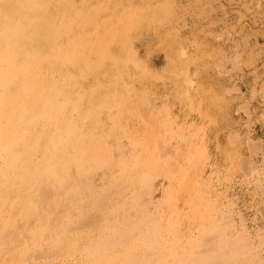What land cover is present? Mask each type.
Listing matches in <instances>:
<instances>
[{
	"label": "bare ground",
	"instance_id": "6f19581e",
	"mask_svg": "<svg viewBox=\"0 0 264 264\" xmlns=\"http://www.w3.org/2000/svg\"><path fill=\"white\" fill-rule=\"evenodd\" d=\"M219 1L224 5L218 10L222 20L228 18L230 14H234L237 18L236 24H230L231 32L226 34L225 31L228 30L223 31L227 35L224 38L225 44L227 41L231 43L234 41L233 36L236 30L239 29L236 26L243 25L244 22L246 24L247 22L244 20L257 19L256 15L258 16L259 13L255 14L252 10L254 6L250 10L247 9L245 0ZM252 1L249 0L250 4ZM222 3H219L220 6ZM168 4L169 0H78V2L77 0H0V264H70L69 262L75 264H256L254 261L257 257L260 258L255 252V246L248 238H245V228L239 236H234L233 232L238 227V222H234L232 214L223 208L224 204L222 205L221 201L217 200L219 197L222 200V197L227 194L226 190L230 188L231 183H234V177L232 180H226V178L224 180L223 177L218 179V181L226 182L221 189L208 186L209 189L212 187L215 191L214 195L211 194V189L207 188L204 194L193 191V196L188 195L192 189L179 192L177 197L181 195V202L178 199L180 203L184 205L185 202L191 200L195 204L190 202L191 204L180 206L178 202H170L172 209L170 214L168 212V216L163 217L164 225L158 222L151 223L153 221L148 223L140 221L134 223V227L131 228V224L128 226L127 211L124 213L117 211L114 218H109L106 212L103 213V210L99 213L87 212L83 207H81L80 213L84 220L74 225L75 222H72L68 211L60 207L62 204L60 206L56 204L55 200H58L59 197H55L52 185L54 177L57 176L56 161L54 160L56 155L54 156L53 151L56 148L54 147L55 143L60 140V152L66 154L70 152L71 141L78 143L82 137L87 136L88 138V133L83 130V127L81 129L80 125L81 123H84L83 126L87 124L84 120L85 114L89 116L87 117L89 124H95L90 120L89 105L95 100H103L101 99L102 95H107L106 89L110 84L106 82L107 80L105 81L106 74H108L107 76L111 75L114 68L116 70L124 69L122 67L125 65L121 64L136 56L133 43H136L135 40L141 33L148 31L154 35L157 41L161 42L173 33V28L179 26L177 23L175 26V21L169 18ZM197 4L201 8L205 7L202 0ZM244 6L246 13L241 14L239 9L243 10ZM213 13L215 14V12ZM261 15L264 17L263 13ZM204 20L206 21L205 18H202L200 22ZM255 22L253 23L255 24ZM176 31L180 30L176 29ZM239 34L241 33L239 32L237 35ZM234 42L236 43V41ZM228 44L226 45L228 46ZM193 46L195 49L200 47L196 44ZM236 46L238 45L236 44ZM236 48L234 47V49ZM181 50L183 51L182 55L190 52L186 48ZM241 52L243 53V51ZM235 63L237 62L235 61ZM144 67H146L145 64ZM85 70L88 75H92L91 78H89L90 75L88 76V87L84 85L85 83H79V77ZM102 76L105 78L103 79ZM236 77L238 78L237 75ZM128 80L130 79L128 78ZM84 86L88 90H93H90L92 91L91 95L87 96ZM262 90L264 91V89ZM105 102L106 98L103 103ZM261 105L262 103H260ZM80 116L83 118L81 117L82 122L78 124ZM125 116L127 115L125 114ZM126 119L129 120V118ZM97 123L99 124V121ZM171 123L173 124V122ZM171 123L169 124L170 129ZM92 125L91 128L94 126ZM128 129L130 128L128 127ZM174 135L175 133L171 136ZM193 140L184 141L186 146L184 149L176 146L177 156L181 155V151L186 148L192 149ZM87 141L89 142V140ZM98 144L95 143V147ZM86 145L84 143L81 146V152L85 157L94 156L97 153L95 147L94 150L87 151ZM157 145L160 146L157 148L159 152V149L163 148H161L162 145L158 143ZM167 147L161 154L163 163H167L166 168L169 165L170 169H174V164V171H179L181 174V172L187 171L188 167L193 166L192 161L174 163L175 156L170 150L171 148L167 149ZM99 149L98 152H100ZM255 151L251 149L250 153ZM158 152H154L155 158H159ZM260 153L256 152L253 155L258 156ZM207 157L208 160L210 157ZM243 157L241 159H244ZM234 158L236 157L234 156ZM211 159L212 162L208 164L211 173L208 177L210 180H214L213 171L216 169H218L217 173L223 171L221 166L217 165L219 163L215 161V157L212 156ZM260 162L261 164L253 160L248 161L247 167L244 168L245 171H242L246 181L243 179L241 181L247 182L248 185L255 181V186H257L255 191L264 189V159ZM224 166L226 175H228V171L230 174L235 173V165L227 163ZM227 168H233V170ZM206 171L203 169L198 175L196 174L200 184L205 182L203 174ZM170 173L174 174L175 172L171 171ZM182 176H179L180 179ZM188 176L190 175L188 174ZM171 179L174 180V178ZM180 183L182 182L180 181ZM228 193L230 194V192ZM65 204H63L64 207ZM143 206L146 207V205ZM77 214L79 215V213ZM150 214L152 213L150 212ZM183 239L184 241H182ZM237 249L245 250L239 252L240 259L237 258ZM227 251L235 254L228 256L226 255ZM257 263H260V260Z\"/></svg>",
	"mask_w": 264,
	"mask_h": 264
},
{
	"label": "rangeland",
	"instance_id": "374dc122",
	"mask_svg": "<svg viewBox=\"0 0 264 264\" xmlns=\"http://www.w3.org/2000/svg\"><path fill=\"white\" fill-rule=\"evenodd\" d=\"M172 1L173 0H169L168 4L169 18L175 21V26L176 23L179 25L175 28L180 31L177 32L176 29L173 28V33L161 42L157 41L154 35L148 31L141 33L135 40L136 43H133V45L135 44L134 49L136 56H134L132 60H127V62L121 64L125 65L122 67L124 69L116 70V68H114V70L111 71V75H109L110 77L107 76L108 74H106V76L104 75L106 78L102 76L110 85L107 86L108 88L106 87L108 96L102 95L103 97H101V99L103 100H95L89 105V112L91 113L90 120L95 123L93 124L94 126L91 123L89 124V119L87 118L89 117L87 116L88 114H85L86 117H84V120L87 124L84 126V123H81L83 116H80V119L77 121L78 124L81 123V129L83 127V130L88 133V138L87 136L84 137H86L89 142L84 137L82 138L85 140L81 138L78 143L71 141L70 152L66 154L62 153V151L60 152V140H57L55 143L54 147L56 148H54L53 151L54 156L56 155L54 160L56 161L55 168L57 173H55L58 178L54 177V184L52 185L55 197H59L58 200H55L57 201L56 204L59 206L62 204L60 207L68 211L72 222H75L74 225L79 224L82 220L80 213L81 207L87 212L99 213L103 210V213L106 212L109 218H114L117 211H119V213L127 211L128 226L131 224V228L134 227V223L136 224L140 221H146L145 223L153 221L151 223L158 222L164 225L165 222L162 221V219L164 216L170 214L172 209L170 204L178 202L180 206L183 205V203H180L181 195L177 197L179 192L182 193V191L192 189V194L189 193V196H193V193L197 191L204 194L207 191L205 189H209L208 186L210 185L220 189L223 188L226 182L218 181V179H222L221 177H223L224 180L225 178L226 180H232L234 177V183H231L230 188L226 190L227 194L222 197V200L220 197L219 199L217 198V200H219V202L221 201V204H224L223 208H226L229 213L232 214L234 222H238V227L233 232L234 236H239L245 228V238H248L255 246L256 251H254L257 252L260 257H257L254 262L256 264H264V191L262 192L264 189L261 188L255 191L257 188V186H255V181L249 183V185L247 182L243 183V181L246 180L242 172L245 171L244 168L247 167L248 161L253 160L261 164L260 161L264 159V96H262L264 94L262 90L264 89V17L261 15L262 13L264 14V0H251V4L249 0H245L247 9L250 10L254 6L252 10H254L255 14L259 13V19L256 15L257 19L255 18L251 21L244 20L247 22L246 24H244L245 22L242 23L243 25L238 24L236 28L239 29H235L236 35L234 34L233 36L236 43L234 41L231 43L227 41L226 44L229 43L228 46L225 44L224 38L227 36L226 34H228V32L232 31L230 24H236L237 18L234 14H230L228 18H224L226 21L221 19L222 16L218 14V10L224 6L221 1L202 0V3L205 5L203 8L197 4L200 0ZM218 2L222 3V5L220 6ZM255 4L258 6L257 8ZM245 6L243 10H241L242 8L239 9L240 13L242 12L241 14L246 13ZM258 9L261 10L259 11ZM212 11L215 12V14ZM197 16L199 17L197 18ZM202 18H205L206 21L200 22ZM180 19L182 22L185 19L188 20H185L186 23H182ZM227 19H229V22H227ZM253 22H255L256 25ZM245 25L247 26L245 27ZM223 31H225L226 34ZM239 32L241 34L237 35ZM232 43L234 44L231 45ZM195 44L200 47L195 49L193 46ZM236 44L238 46H236ZM234 47L237 48L234 49ZM184 48L190 50V52L187 51L189 53L182 55L181 53L183 51L181 49ZM192 50L194 52H191ZM241 51H243V53ZM236 54H238V57ZM235 61L237 63H235ZM144 64L147 69L144 67ZM133 69L135 70L133 71ZM87 73L88 72L85 70L79 77L82 80L81 82L79 79V83H85L84 85L86 87L89 86V78L92 76L91 74H89V76ZM128 78L130 80H128ZM85 86V93L87 96L91 95L93 90L90 89L92 90L90 91L88 88H85ZM115 87H117L118 90ZM105 98L106 102L103 103ZM96 99L99 98L96 97ZM260 103H262L261 106ZM125 114L127 116H125ZM126 118H129V120ZM97 121H99V124ZM171 122H173V124ZM126 124L130 129H128ZM133 124L134 126H132ZM91 125L93 126L92 128ZM131 128L134 129L132 130ZM78 129L81 130L80 128ZM129 130L135 131L134 133L131 131L135 138ZM98 133L103 134L99 135ZM174 133L175 135L171 136ZM115 136L118 137L116 138ZM174 137L176 142H174ZM74 139L76 140V138ZM133 139L135 140L133 141ZM191 139H194L191 143L192 149L186 148L181 151L182 154H179L180 156L178 155V157L176 146L184 149L186 147L185 142ZM203 139L206 140L204 141ZM94 141H96V144L99 143L98 145L101 147L98 145L95 147ZM87 142L90 144L88 145ZM84 143L85 145L87 144V151L94 150L95 147L97 153H95L94 156L85 157L81 152V146L84 145ZM103 143H105L104 146ZM157 143L162 145L161 148H163L161 150L159 149V152L157 148H160V146H158ZM166 146L171 148L170 150L175 156L173 158L174 163L192 161L193 166H190V168L188 167L189 172L187 170L180 174L179 171H174V164V169H170L169 165L166 168L167 163H163L161 156L162 152H165L164 149ZM168 147L167 149H169ZM98 148H100V152H98ZM251 149L256 151L251 154ZM154 152L160 154L158 155L159 158L153 156ZM256 152L258 154L261 153L258 156L253 155ZM143 155L145 156L142 157ZM207 155L210 158H208ZM57 156L58 159L60 157V160L57 159ZM212 156L215 157V161L219 163L217 165L221 166L223 171L217 173L218 169L214 170L212 174L215 176L214 180L209 179V173L211 172L210 165L208 164L212 162ZM234 156L236 158H234ZM242 157L244 159H241ZM238 158L239 160H237ZM227 163L235 165V173L232 172L230 174L228 171V175H226V168L224 165ZM160 166H163V168ZM194 166H196L197 169L194 168ZM241 166H243V169L240 168ZM203 169L207 170L203 174L205 182L204 184H200L197 175ZM227 169L233 170V168ZM171 171L175 173L171 174ZM188 174L190 176H188ZM179 176H182L181 179ZM261 176H263L262 173ZM171 178H174V180ZM242 179L243 181H241ZM65 181L67 182L65 183ZM180 181L182 183H180ZM191 182H193V184H191ZM56 188L59 190H56ZM177 189L180 190L178 191ZM210 189L211 194L214 195L215 191L212 187ZM228 192H230V194ZM81 201H83L82 204ZM190 202L187 201L184 205L191 203L195 204V202ZM63 204L66 206L64 207ZM143 205H146V207ZM150 212L152 214H150ZM77 213H79V215ZM141 214L143 217L140 216ZM240 219L244 221L242 222ZM93 227L96 228V226ZM182 241H184V239ZM216 241L218 242V239ZM237 251V258L240 259L239 255L241 256V254L239 252L245 250L237 249ZM227 252L228 253L225 254L228 256L230 254H235L232 252L229 253V251ZM258 259L260 263H257L259 261ZM69 263L75 264L74 262Z\"/></svg>",
	"mask_w": 264,
	"mask_h": 264
}]
</instances>
